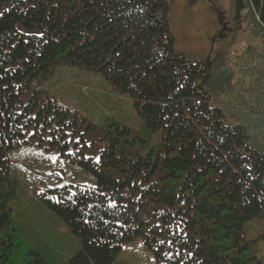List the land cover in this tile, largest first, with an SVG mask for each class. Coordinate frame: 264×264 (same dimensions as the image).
<instances>
[{
  "label": "trees",
  "instance_id": "trees-1",
  "mask_svg": "<svg viewBox=\"0 0 264 264\" xmlns=\"http://www.w3.org/2000/svg\"><path fill=\"white\" fill-rule=\"evenodd\" d=\"M235 3L236 56L207 64L167 0H0V264H114L136 239L155 264H264V0ZM60 66L128 94L156 144L96 138L50 94Z\"/></svg>",
  "mask_w": 264,
  "mask_h": 264
},
{
  "label": "rangeland",
  "instance_id": "rangeland-1",
  "mask_svg": "<svg viewBox=\"0 0 264 264\" xmlns=\"http://www.w3.org/2000/svg\"><path fill=\"white\" fill-rule=\"evenodd\" d=\"M170 4V25L175 49L192 63L211 64L214 59L235 57L233 44L251 18L250 7L238 14L235 0H167ZM228 22L227 30L218 23V12ZM221 35V36H220ZM239 41V40H238ZM244 40L237 43L239 47ZM52 96L69 107L100 131L123 132L119 146L126 155H143L159 139L158 131H151L134 106L133 99L121 93L105 77L83 67L60 66L48 83ZM50 230L49 222H43ZM53 228V227H52ZM51 234V233H50ZM114 264H155L150 251L140 239L126 245Z\"/></svg>",
  "mask_w": 264,
  "mask_h": 264
},
{
  "label": "flooded vegetation",
  "instance_id": "flooded-vegetation-1",
  "mask_svg": "<svg viewBox=\"0 0 264 264\" xmlns=\"http://www.w3.org/2000/svg\"><path fill=\"white\" fill-rule=\"evenodd\" d=\"M218 23L221 26V29L224 31L225 29L227 30L228 22L224 18L223 12L219 11L218 12ZM221 36V35H220Z\"/></svg>",
  "mask_w": 264,
  "mask_h": 264
}]
</instances>
